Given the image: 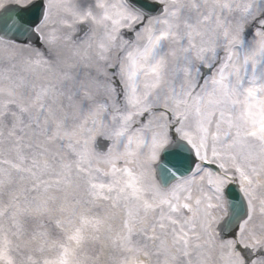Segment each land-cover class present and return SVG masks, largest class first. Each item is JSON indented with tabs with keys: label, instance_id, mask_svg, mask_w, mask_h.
<instances>
[{
	"label": "snow or ice",
	"instance_id": "snow-or-ice-1",
	"mask_svg": "<svg viewBox=\"0 0 264 264\" xmlns=\"http://www.w3.org/2000/svg\"><path fill=\"white\" fill-rule=\"evenodd\" d=\"M0 264H264V0H0Z\"/></svg>",
	"mask_w": 264,
	"mask_h": 264
}]
</instances>
